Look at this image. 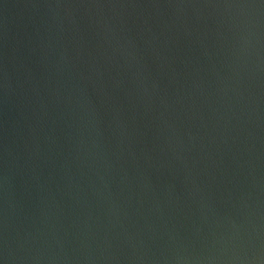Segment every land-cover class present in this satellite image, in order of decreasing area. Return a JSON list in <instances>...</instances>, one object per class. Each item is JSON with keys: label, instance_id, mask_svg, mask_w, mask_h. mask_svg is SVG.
Instances as JSON below:
<instances>
[{"label": "water", "instance_id": "water-1", "mask_svg": "<svg viewBox=\"0 0 264 264\" xmlns=\"http://www.w3.org/2000/svg\"><path fill=\"white\" fill-rule=\"evenodd\" d=\"M0 264H264V0H0Z\"/></svg>", "mask_w": 264, "mask_h": 264}]
</instances>
